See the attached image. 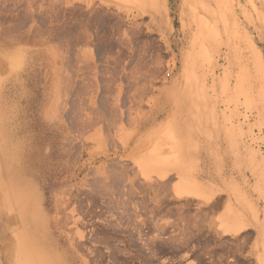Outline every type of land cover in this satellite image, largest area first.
Masks as SVG:
<instances>
[{
    "label": "rangeland",
    "instance_id": "1",
    "mask_svg": "<svg viewBox=\"0 0 264 264\" xmlns=\"http://www.w3.org/2000/svg\"><path fill=\"white\" fill-rule=\"evenodd\" d=\"M0 130L74 264H264V0H0Z\"/></svg>",
    "mask_w": 264,
    "mask_h": 264
},
{
    "label": "bare ground",
    "instance_id": "2",
    "mask_svg": "<svg viewBox=\"0 0 264 264\" xmlns=\"http://www.w3.org/2000/svg\"><path fill=\"white\" fill-rule=\"evenodd\" d=\"M139 1L142 3L143 6L144 3H146V6L153 11L156 0H139ZM206 35L207 37L204 39V43H206L208 46H212L210 42V38H211L210 33L209 34L207 33ZM88 37L86 36V39ZM204 52L203 55L206 54V51ZM2 134L3 131L0 130V135ZM167 143L170 144V141H167L166 144ZM166 149L167 148H165L164 151H167ZM20 152H21V148H20V143L18 141L13 142V144L11 145L4 144L3 147L0 149V174L1 177L4 179L3 183H1L0 181V193H3L5 196L7 205L9 206V211L14 213L13 230L15 233V240H14L15 250H16L15 264H74L72 262V259L67 255V252L64 249H60L54 246L49 241L47 230L43 225L45 223L43 220L44 215L41 214V212L38 209V202L33 185L31 184V182L28 180L27 177H22V175H20L16 169V163L20 157L19 155ZM158 161H160V159ZM166 162L167 161H165L164 163ZM177 175L179 182L176 188L174 189L176 194L199 195L205 200L210 199V196L206 195L204 190L202 189L203 187L201 186L203 185L197 182L196 180L191 179L184 166L178 165ZM240 222L241 219L232 211V207L231 205H229L227 213L222 217L220 221V227L222 228L223 232H229L233 228H236V226ZM3 228L6 229L4 225H2L1 227L0 224V229ZM3 233L4 232H2V234ZM6 233H7V229H6ZM6 233L3 234L4 236L3 235L1 236H3V238L6 237L5 236ZM9 238L10 237L8 235V237H6V240ZM5 246L6 248L4 247L3 250L8 249L7 248L8 245L5 244ZM7 252L9 251L7 250ZM1 254L0 256H2ZM3 255L5 256V254ZM6 256H8L7 253ZM3 259L5 260V258ZM10 260L11 258L9 259V261ZM4 264L7 263L4 262Z\"/></svg>",
    "mask_w": 264,
    "mask_h": 264
}]
</instances>
